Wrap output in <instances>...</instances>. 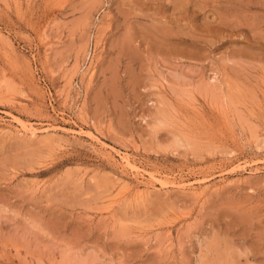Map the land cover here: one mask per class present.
Instances as JSON below:
<instances>
[{"label":"rangeland","instance_id":"rangeland-1","mask_svg":"<svg viewBox=\"0 0 264 264\" xmlns=\"http://www.w3.org/2000/svg\"><path fill=\"white\" fill-rule=\"evenodd\" d=\"M225 263L264 264V0H0V264Z\"/></svg>","mask_w":264,"mask_h":264},{"label":"bare ground","instance_id":"bare-ground-1","mask_svg":"<svg viewBox=\"0 0 264 264\" xmlns=\"http://www.w3.org/2000/svg\"><path fill=\"white\" fill-rule=\"evenodd\" d=\"M18 124H19V126L23 129V131L25 130V131H32V134H35V132H36V129L35 130H33L31 127H29V126H26V125H24L23 123H21V122H18ZM31 133V132H30ZM245 220V219H244ZM246 222V221H245ZM218 247V246H217ZM224 251V250H223ZM233 261V260H232ZM226 264V263H225Z\"/></svg>","mask_w":264,"mask_h":264}]
</instances>
